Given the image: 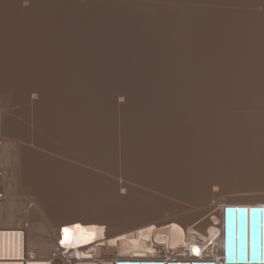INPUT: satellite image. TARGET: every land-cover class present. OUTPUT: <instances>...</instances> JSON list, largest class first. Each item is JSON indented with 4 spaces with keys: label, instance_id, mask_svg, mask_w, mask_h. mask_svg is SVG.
Segmentation results:
<instances>
[{
    "label": "bare ground",
    "instance_id": "bare-ground-1",
    "mask_svg": "<svg viewBox=\"0 0 264 264\" xmlns=\"http://www.w3.org/2000/svg\"><path fill=\"white\" fill-rule=\"evenodd\" d=\"M208 4L254 9L258 33H203L206 23L215 29L201 11ZM124 85L188 91L111 103L99 95ZM216 85L243 98L204 93ZM105 103L114 113L95 114ZM220 111L264 115V0H0V264H87L103 248V264L223 263L189 257L184 245L222 229L221 206L264 207L263 192L236 194L264 187V153L242 156L206 138L200 129ZM91 167L174 208L127 223L105 211H57L46 174L79 194ZM93 241L95 253L76 248ZM221 244L211 247L218 256Z\"/></svg>",
    "mask_w": 264,
    "mask_h": 264
},
{
    "label": "rangeland",
    "instance_id": "rangeland-1",
    "mask_svg": "<svg viewBox=\"0 0 264 264\" xmlns=\"http://www.w3.org/2000/svg\"><path fill=\"white\" fill-rule=\"evenodd\" d=\"M235 5H238V4H235ZM233 7L229 6V4L228 5L208 4V6L203 7L206 9H201V11L203 13L208 14L212 18L213 21H210L209 23L212 24L213 26H215V29L209 28L210 25H208V23H206L205 26L201 25L202 32L207 33L208 29H209L210 31L208 33L212 32L214 30L215 33H218V34L223 35V36H227V35H230L233 33H240L243 36L255 35L256 33H258L254 23H252V21H249V20H253V18H255V17H261L260 14L257 11H255L254 9H245V8H241V7L239 8V6H233ZM208 8H209V10H208ZM260 8L261 7H259V10H263V8H261V9ZM231 21L236 22V31L235 32L233 30H231V28H232L231 23H235V22H231ZM132 75H134V74L127 75V76H132ZM135 76L136 75H134V77ZM121 88H119V89L106 88L101 92L102 94H99V93L98 94L100 96H103L105 101L107 100L106 102L111 103L113 100L116 101L119 99L138 101L139 99L148 98V97H161V96H163V97L168 96V97H173V98L179 97V96L181 97V96H187L185 93L188 91V90L184 91L181 88L180 89L172 88L175 90L184 91L183 93H181L179 91L167 90V89L164 91V90H159L157 88L156 89H149V88H140V87H135V86L134 87H128V86L126 87V85L122 86ZM211 89H212V91H211ZM211 89H204L203 91H204V93H209L210 97L214 100H220V99L234 100V99H237L239 97L243 98L242 95L240 96L241 90H239V89H233V88H229L226 86H220V85H216V86L212 87ZM243 91H248V90H243ZM251 91H255V90L252 89ZM118 95H120V97ZM95 98H96V96H95ZM113 108L114 107L107 106L106 103H105V107L98 106L97 104H95V114L102 113V112L103 113L104 112L110 113L113 111V110H111ZM112 113H114V111ZM254 113L256 114V112H254ZM218 114L220 115V120H214V122L212 124H207V125L205 124L202 126L203 128L200 129V132L202 134H204L206 136V138H211V139L214 138V141L217 142L216 146L228 148V149H230V152L231 151L232 152H238L239 151L242 156H251V155L255 156V155H259L261 153H264V126L262 125L264 122V118H263L264 115H262L263 117H261V115L258 116V113H257V117L259 118L258 119L256 117V115L253 114L255 116V117H253V115L251 116L250 114H247L245 112L236 113V112H229V111H220ZM253 118H255V119H253ZM256 119H258V122ZM196 121H198L200 123H201V121H202V123L204 122L203 120H196ZM215 123H217V124H215ZM241 130L243 132L245 130H247V131L243 133V132H241ZM247 132L249 134H246ZM246 149H250V150L244 151ZM254 149L259 150L260 152L258 153ZM252 150H254V151H252ZM92 171L94 172V174ZM96 174L97 173L95 172L94 168L90 169V173L88 174V176L86 175L87 176L86 177V181H87L86 183L87 184H86V188H85L86 190L85 189L82 190V193H79V194H73V193H70L67 189H64V191H63V189H62L63 185L60 183L61 185L58 186L59 183L56 182L54 179L52 182V176H53L52 173L51 172L47 173L45 176V179L47 178L46 179L47 183H45V184H46V187H48V190L50 191L51 196L53 197V198L51 197V199H52L51 201L53 202V200H54L53 204H54V207H56L57 211L61 212L60 210H62V213H64L65 210H71V211L66 212V214L68 213L69 215L74 214V213L79 212V211L81 212L83 210H84V212L87 210L88 211L89 210L90 211H105L107 214L110 215V217H112L113 220L123 221L122 223H127V221L129 219H133L137 213H141V212L146 211V210H151V211H155V212L161 211L162 213L167 214L166 208L174 206L172 204V199L168 198L165 195L161 196L160 194H157V193L151 192V191H147L144 193L143 191H139L136 189L134 191V189L132 187H130V185L125 180H124L125 182H122V180H120L119 177H118L119 179H117L116 177L110 178L108 176H101V175H96ZM97 176H99V177H97ZM94 177H95V179H94ZM106 179L109 182H107ZM101 181L103 182V184ZM50 184H52V185H50ZM124 185H126V186H124ZM242 186H244L242 188V192H239L236 194L241 193V195H246V194L248 195V193L251 192V191H249L247 193L246 191H248V190H254L250 194L262 193V192L264 193V187H251L250 188V187H247L246 185H242ZM104 188H106V189H104ZM61 190L63 192H61ZM67 191H68V193H66ZM99 192H100V194H99ZM138 192H140V193L138 194ZM133 194H134V196H133ZM60 195H61V197H60ZM95 195H97V196H95ZM137 195H139V196H137ZM68 196H69V198L66 199V197H68ZM128 196L132 200H133V197H135L134 201H132ZM74 197H76V198H74ZM111 197H112V199H111ZM124 197H125V199H124ZM61 199H63V200H61ZM102 199L105 201H103ZM107 199H109V200H107ZM119 199H121V200H119ZM222 199L224 200V198H222ZM222 199L218 198L214 202L216 203ZM110 200H112V201H110ZM125 200H127L126 204H125ZM135 200H136V202H135ZM56 201H58L59 203L57 204ZM129 201L132 202L131 204L134 203L135 205L134 204L131 205ZM137 201H138V203H137ZM28 202L29 203L32 202L31 203V205H32L34 203V200L28 199ZM66 202H68V203H66ZM107 202H108V204H106ZM122 202H123V204H122ZM63 203L67 206L63 205ZM84 203H86V204H84ZM70 204H72V205H70ZM75 204H76V206H75ZM80 204L85 205V206H82ZM58 205H60V206H58ZM79 205H80V207H79ZM123 205H125V206H123ZM74 206L76 208H74ZM86 206H87V209H86ZM130 206L131 207L133 206V207L130 208ZM135 206H136V209H135ZM60 207H61V209H60ZM82 207H84V208H82ZM128 208H130L131 210ZM132 209H134V210H132ZM130 212H131V214L132 213L133 214L130 215ZM126 219H128V220H126ZM185 254L186 253H184L182 251L179 252V255L184 256Z\"/></svg>",
    "mask_w": 264,
    "mask_h": 264
},
{
    "label": "water",
    "instance_id": "water-1",
    "mask_svg": "<svg viewBox=\"0 0 264 264\" xmlns=\"http://www.w3.org/2000/svg\"><path fill=\"white\" fill-rule=\"evenodd\" d=\"M228 264H264V207H231L226 211ZM118 264H216L192 262H119Z\"/></svg>",
    "mask_w": 264,
    "mask_h": 264
},
{
    "label": "built area",
    "instance_id": "built-area-1",
    "mask_svg": "<svg viewBox=\"0 0 264 264\" xmlns=\"http://www.w3.org/2000/svg\"><path fill=\"white\" fill-rule=\"evenodd\" d=\"M93 248H95V247H91L90 249H88V251H89V253H95L96 251V249H93ZM100 249V248H99ZM104 253H105V251H104V248L101 250H99V255L97 254L95 257H93V260L95 261V262H97L98 264H103L104 263V260H106L107 258L104 256Z\"/></svg>",
    "mask_w": 264,
    "mask_h": 264
},
{
    "label": "snow or ice",
    "instance_id": "snow-or-ice-1",
    "mask_svg": "<svg viewBox=\"0 0 264 264\" xmlns=\"http://www.w3.org/2000/svg\"><path fill=\"white\" fill-rule=\"evenodd\" d=\"M63 231L65 233H67L69 230L67 228H65ZM66 240H67V235H65V240L64 241H61V243H64ZM194 251H196V253L199 254L198 250H194Z\"/></svg>",
    "mask_w": 264,
    "mask_h": 264
}]
</instances>
